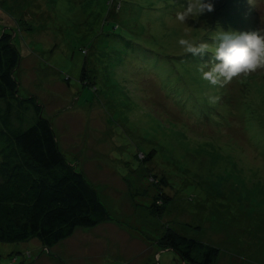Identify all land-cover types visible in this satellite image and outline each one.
Wrapping results in <instances>:
<instances>
[{"label":"rangeland","instance_id":"1","mask_svg":"<svg viewBox=\"0 0 264 264\" xmlns=\"http://www.w3.org/2000/svg\"><path fill=\"white\" fill-rule=\"evenodd\" d=\"M203 2L0 0L18 95L36 97L113 218L48 249L0 241V264H185L158 248L167 228L217 247L215 264H264V66L216 85L199 71L221 29L264 33V0ZM160 191L171 200L155 215Z\"/></svg>","mask_w":264,"mask_h":264},{"label":"trees","instance_id":"2","mask_svg":"<svg viewBox=\"0 0 264 264\" xmlns=\"http://www.w3.org/2000/svg\"><path fill=\"white\" fill-rule=\"evenodd\" d=\"M20 52L6 29L0 31V241L38 240L48 249L77 227L112 221L98 191L58 146L49 119L35 96L18 95L15 71ZM84 70V69H83ZM80 80L90 84L84 78ZM151 154L145 156L146 159ZM165 185V179L158 180ZM160 199V204L157 201ZM171 197L160 191L151 205L161 215ZM185 264H215L219 249L167 228L156 239ZM26 257L30 253L26 251ZM16 256L8 264L16 262Z\"/></svg>","mask_w":264,"mask_h":264},{"label":"clouds","instance_id":"3","mask_svg":"<svg viewBox=\"0 0 264 264\" xmlns=\"http://www.w3.org/2000/svg\"><path fill=\"white\" fill-rule=\"evenodd\" d=\"M189 5L188 12L177 13L176 19L185 22L187 15L191 12ZM213 10L211 0H204L201 6V14ZM216 46L214 51V62L211 67L203 63L199 69L202 77L211 84L216 85L223 81H230L233 77L246 71H254L264 66V33L259 30L250 31H224L214 37ZM178 44L185 53L192 56H203L209 52L208 44L205 42L194 43L188 39L180 38Z\"/></svg>","mask_w":264,"mask_h":264},{"label":"crops","instance_id":"4","mask_svg":"<svg viewBox=\"0 0 264 264\" xmlns=\"http://www.w3.org/2000/svg\"><path fill=\"white\" fill-rule=\"evenodd\" d=\"M86 177V176H85ZM88 180V179H87ZM90 182V181H89ZM91 183V182H90Z\"/></svg>","mask_w":264,"mask_h":264}]
</instances>
